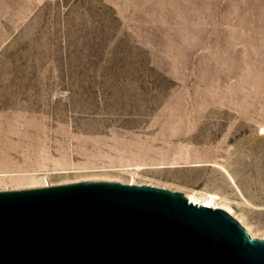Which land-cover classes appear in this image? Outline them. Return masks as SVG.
<instances>
[{"label":"rangeland","instance_id":"obj_1","mask_svg":"<svg viewBox=\"0 0 264 264\" xmlns=\"http://www.w3.org/2000/svg\"><path fill=\"white\" fill-rule=\"evenodd\" d=\"M86 181L264 240V0H0V191Z\"/></svg>","mask_w":264,"mask_h":264},{"label":"water","instance_id":"obj_2","mask_svg":"<svg viewBox=\"0 0 264 264\" xmlns=\"http://www.w3.org/2000/svg\"><path fill=\"white\" fill-rule=\"evenodd\" d=\"M0 264H264V240L169 189L86 181L0 191Z\"/></svg>","mask_w":264,"mask_h":264},{"label":"bare ground","instance_id":"obj_3","mask_svg":"<svg viewBox=\"0 0 264 264\" xmlns=\"http://www.w3.org/2000/svg\"><path fill=\"white\" fill-rule=\"evenodd\" d=\"M187 199L189 200V202L198 203V204H202V205H209L212 207H219L216 205V200H215L214 194H208V195L190 194V195H187Z\"/></svg>","mask_w":264,"mask_h":264}]
</instances>
